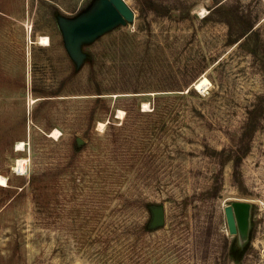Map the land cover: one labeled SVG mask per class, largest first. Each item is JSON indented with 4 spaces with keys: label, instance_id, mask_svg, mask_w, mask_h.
I'll return each instance as SVG.
<instances>
[{
    "label": "rangeland",
    "instance_id": "1",
    "mask_svg": "<svg viewBox=\"0 0 264 264\" xmlns=\"http://www.w3.org/2000/svg\"><path fill=\"white\" fill-rule=\"evenodd\" d=\"M124 1L74 54L100 0H0V264H264V117L234 181L216 155L264 91V0Z\"/></svg>",
    "mask_w": 264,
    "mask_h": 264
},
{
    "label": "water",
    "instance_id": "2",
    "mask_svg": "<svg viewBox=\"0 0 264 264\" xmlns=\"http://www.w3.org/2000/svg\"><path fill=\"white\" fill-rule=\"evenodd\" d=\"M133 16V11L124 0H100V5L94 13L67 27L66 35L71 52L76 54L79 42L93 39L116 24H123L125 21L133 19ZM245 206L243 203H234L232 207L225 208L224 212L230 233L236 232L233 207L241 209ZM162 219L161 211L155 210L154 222L161 223Z\"/></svg>",
    "mask_w": 264,
    "mask_h": 264
},
{
    "label": "trees",
    "instance_id": "3",
    "mask_svg": "<svg viewBox=\"0 0 264 264\" xmlns=\"http://www.w3.org/2000/svg\"><path fill=\"white\" fill-rule=\"evenodd\" d=\"M152 2L151 8H153L154 12L156 13V9L153 7L154 0H150ZM219 3V2H218ZM217 3V4H218ZM222 5L219 4V6ZM227 27V34L229 37L235 36L236 33L234 29V25L228 19L223 21ZM253 25H250L249 31L252 30ZM234 32V33H232ZM252 31L249 33V35ZM234 34V35H233ZM248 35V36H249ZM245 34H241L240 32L237 33L238 39L244 37ZM247 37V36H246ZM236 41V40H235ZM263 81H264V68L262 69ZM264 117V91L261 95L257 96L255 101L248 107L245 111V117L242 121L240 126V130L238 136L234 142V145L231 149L226 150L222 149L219 153H217V162L219 163L220 167L228 160H232L233 162V172H232V179L233 181L236 179L238 171L237 168L242 160V158L248 153L250 149V143L252 137L258 127H260L261 119Z\"/></svg>",
    "mask_w": 264,
    "mask_h": 264
},
{
    "label": "bare ground",
    "instance_id": "4",
    "mask_svg": "<svg viewBox=\"0 0 264 264\" xmlns=\"http://www.w3.org/2000/svg\"><path fill=\"white\" fill-rule=\"evenodd\" d=\"M37 44L40 46H47L49 45V39L47 36H38L37 38ZM209 84L208 79L205 76H201L196 82L193 83V87L196 91H202L207 85ZM142 110H144L146 107H148L147 103H142ZM119 116H121L122 112H118ZM103 124H99V127L102 126ZM58 131H54L53 135H56ZM23 142H17L16 143V149L20 150L22 148ZM25 164L26 160L25 159H17L16 161V166L14 167L16 171H18L20 174H24L25 171ZM13 168V169H14ZM5 183V178L1 177L0 178V184L3 185Z\"/></svg>",
    "mask_w": 264,
    "mask_h": 264
}]
</instances>
